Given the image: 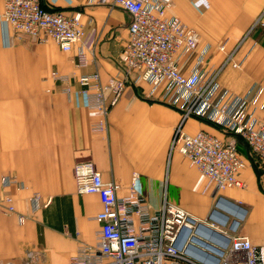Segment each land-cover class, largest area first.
Listing matches in <instances>:
<instances>
[{
	"label": "crops",
	"instance_id": "obj_1",
	"mask_svg": "<svg viewBox=\"0 0 264 264\" xmlns=\"http://www.w3.org/2000/svg\"><path fill=\"white\" fill-rule=\"evenodd\" d=\"M41 2L66 13L80 11L82 35L62 51L53 40L18 39L0 17V260L71 264L83 247L97 245L100 199L77 193L73 178L74 163L83 159L94 163L103 181L118 185V198L139 195L151 218L165 201L230 238L244 235L254 245L264 244V171L241 148L245 185L204 190V176L170 149L184 109L171 104L173 91L164 84L153 88L134 81L131 73L105 129L92 131L101 114L87 107L75 77L97 72L105 82L122 74L129 13L93 0ZM168 15H177L199 36L197 49L178 57L183 72L217 69L218 92L241 95L256 88L264 95V0H171ZM81 48L86 63L79 65ZM52 71L69 77V94ZM105 97L108 102L112 95L107 91ZM182 129L225 138L193 115L183 120ZM5 177L15 183L3 185ZM219 195L245 209L234 231L232 215L225 225L208 219ZM225 256L231 258L230 252Z\"/></svg>",
	"mask_w": 264,
	"mask_h": 264
},
{
	"label": "built area",
	"instance_id": "obj_2",
	"mask_svg": "<svg viewBox=\"0 0 264 264\" xmlns=\"http://www.w3.org/2000/svg\"><path fill=\"white\" fill-rule=\"evenodd\" d=\"M93 1L125 10L130 20L120 52L122 74L108 77L105 82L97 72L75 77L87 107L101 114L92 124V131L105 129L109 110L132 73L134 81L148 82L153 88L164 84L168 92L173 91L171 104L180 103L184 112L173 130L170 149L186 157L204 176V190L242 188L245 183L240 173L245 159L231 138H220L204 130L186 133L182 123L189 115L240 135L264 171V95L256 88L241 95L226 90L218 92L217 69L183 72L178 57L195 51L199 36L177 15H168L171 0ZM0 17L8 22L18 39L53 40L62 51H69L82 35L80 11L66 13L48 8L40 0H0ZM84 63L86 56L81 48L77 52V64ZM51 75L64 83L62 91L69 94V77L56 71ZM107 91L112 95L108 102ZM137 176L134 173L133 180ZM73 178L76 192L97 194L101 209L95 215L100 224L97 245L83 247L73 255L71 264H212L177 246V242L188 238L187 229L193 225L192 217L184 209L164 201L151 218L136 193L118 198V185L103 181L91 160H77ZM10 183H15V179L5 177L3 185ZM133 214L138 216V224ZM225 251L230 252L231 258L225 256ZM0 264L31 263L0 260ZM215 264H264V244L254 245L247 236L235 235Z\"/></svg>",
	"mask_w": 264,
	"mask_h": 264
},
{
	"label": "water",
	"instance_id": "obj_3",
	"mask_svg": "<svg viewBox=\"0 0 264 264\" xmlns=\"http://www.w3.org/2000/svg\"><path fill=\"white\" fill-rule=\"evenodd\" d=\"M244 213L245 209L240 204L219 195L208 219L218 225H225L232 215L229 229L234 231L239 218L243 217ZM191 222L193 225L187 229L188 238L177 242V246L200 261L215 264L219 254L228 244L230 236L217 227L209 225L207 221H196L191 218Z\"/></svg>",
	"mask_w": 264,
	"mask_h": 264
},
{
	"label": "trees",
	"instance_id": "obj_4",
	"mask_svg": "<svg viewBox=\"0 0 264 264\" xmlns=\"http://www.w3.org/2000/svg\"><path fill=\"white\" fill-rule=\"evenodd\" d=\"M41 4H42V2H41ZM44 6H45V5H44ZM207 122L210 123L211 125H213L215 128L220 129V130L223 131L224 133H229L228 131L224 130L221 126H219V125H217V124H215V123H213V122H210V121H207ZM229 134H231V135H233V137H235V139H236L237 149H238V150H241V148H243L244 150H246V152H248V154H249L248 156L251 157V160H253L254 163L257 165V163H256V161H255L253 155L250 154L249 149H248L247 144H246V142L244 141V139H243L240 135H238V134H234V133L232 134V132L229 133ZM242 145H243V147H241ZM240 152H241V151H240Z\"/></svg>",
	"mask_w": 264,
	"mask_h": 264
},
{
	"label": "rangeland",
	"instance_id": "obj_5",
	"mask_svg": "<svg viewBox=\"0 0 264 264\" xmlns=\"http://www.w3.org/2000/svg\"><path fill=\"white\" fill-rule=\"evenodd\" d=\"M41 1V0H40ZM170 6H171V4H170ZM170 8V7H169ZM168 8V9H169ZM167 13H168V10H167ZM14 35H15V33H14ZM224 130H226V131H228L229 133H231V131H229V130H227V129H225V128H223ZM229 133H225V138H231V139H233L235 142H236V139H235V137H233V135H231V134H229ZM233 134V133H232ZM239 152H240V150H239ZM83 160H88V159H83ZM225 190V189H224ZM229 223V222H228ZM227 223V224H228Z\"/></svg>",
	"mask_w": 264,
	"mask_h": 264
}]
</instances>
